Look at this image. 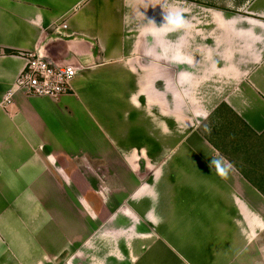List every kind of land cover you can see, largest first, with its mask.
<instances>
[{
  "label": "crops",
  "instance_id": "1",
  "mask_svg": "<svg viewBox=\"0 0 264 264\" xmlns=\"http://www.w3.org/2000/svg\"><path fill=\"white\" fill-rule=\"evenodd\" d=\"M237 5L0 0V264H264V0ZM29 52L70 91L5 106Z\"/></svg>",
  "mask_w": 264,
  "mask_h": 264
},
{
  "label": "built area",
  "instance_id": "2",
  "mask_svg": "<svg viewBox=\"0 0 264 264\" xmlns=\"http://www.w3.org/2000/svg\"><path fill=\"white\" fill-rule=\"evenodd\" d=\"M58 28L65 29V25L52 28L59 34ZM24 68L15 81L11 90L4 97V105L12 102L15 93H22L31 97H46L58 99L69 93L70 84L76 77L77 69L74 64H57L39 52L23 54Z\"/></svg>",
  "mask_w": 264,
  "mask_h": 264
},
{
  "label": "clouds",
  "instance_id": "3",
  "mask_svg": "<svg viewBox=\"0 0 264 264\" xmlns=\"http://www.w3.org/2000/svg\"><path fill=\"white\" fill-rule=\"evenodd\" d=\"M163 16L164 23L159 28L167 29L168 31H179L187 27V22L182 14V12L176 11H168L164 12ZM155 24L154 22L150 21ZM210 169H215L218 175L222 178L226 179L228 175V168L226 167L223 158L213 157L210 159L209 163Z\"/></svg>",
  "mask_w": 264,
  "mask_h": 264
},
{
  "label": "rangeland",
  "instance_id": "4",
  "mask_svg": "<svg viewBox=\"0 0 264 264\" xmlns=\"http://www.w3.org/2000/svg\"><path fill=\"white\" fill-rule=\"evenodd\" d=\"M193 3H198L209 8L224 9L228 12L234 11L237 9V4L242 0H187ZM260 246L262 251H264V236H261Z\"/></svg>",
  "mask_w": 264,
  "mask_h": 264
},
{
  "label": "water",
  "instance_id": "5",
  "mask_svg": "<svg viewBox=\"0 0 264 264\" xmlns=\"http://www.w3.org/2000/svg\"><path fill=\"white\" fill-rule=\"evenodd\" d=\"M46 57L48 58V59H50L51 61H53V62H56L58 59H55V58H51V57H49V56H47L46 55Z\"/></svg>",
  "mask_w": 264,
  "mask_h": 264
}]
</instances>
